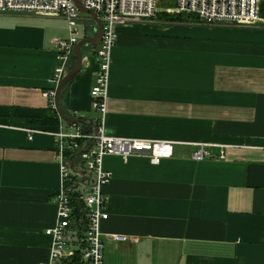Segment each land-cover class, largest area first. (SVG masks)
Returning a JSON list of instances; mask_svg holds the SVG:
<instances>
[{
    "label": "crops",
    "instance_id": "0c3cea01",
    "mask_svg": "<svg viewBox=\"0 0 264 264\" xmlns=\"http://www.w3.org/2000/svg\"><path fill=\"white\" fill-rule=\"evenodd\" d=\"M115 28L104 123L119 136L168 139L173 152L157 163L143 154L102 158L111 175L102 264H264V0L252 23L152 17ZM66 35L60 15L0 12V264L50 255L45 229L56 218L60 164L49 130L59 118H40L52 108L44 91L55 41ZM84 47L60 105L92 131L96 61ZM29 124L43 129L28 138ZM197 145L210 156L193 158ZM68 160V190L80 193L92 178L83 149ZM69 232L73 256L85 247L84 229Z\"/></svg>",
    "mask_w": 264,
    "mask_h": 264
},
{
    "label": "built area",
    "instance_id": "2783aa9c",
    "mask_svg": "<svg viewBox=\"0 0 264 264\" xmlns=\"http://www.w3.org/2000/svg\"><path fill=\"white\" fill-rule=\"evenodd\" d=\"M88 8L93 9L101 21V38L93 53L96 68L94 83L90 89L92 109L96 111L93 119L94 129L86 131L79 122L70 124L65 129L62 118L50 133L54 137V145L60 164V185L55 193L56 218L53 225L45 229L51 238L49 258L37 264H59L58 260L69 254L68 241L71 238L69 228L72 224V205L68 187L74 181L73 167L68 155L83 149L86 170L92 178L85 190L79 193L86 215L84 224L85 247L81 251V264H102L104 236L101 222L109 215L104 186L110 181V172L103 168L102 158L106 154L146 155L152 163L159 162L173 152V142L168 139H143L139 137L119 136L110 132L104 123L106 109L107 84L110 52L115 44L116 23L129 19H148L155 16L159 7L158 0H81ZM259 0H169L175 11L192 15L202 21L252 23L258 19ZM19 11L31 13L57 14L65 18L67 35L55 41L57 63L54 66L48 88L44 95L50 99L54 107L55 88L70 65L75 42L82 37L83 29L79 28L81 11L73 0H0V12ZM28 138L34 131L43 127L29 124L23 127ZM204 145H197L190 152L195 159L210 156ZM219 155H222L219 154ZM109 237L123 239L122 235L109 233Z\"/></svg>",
    "mask_w": 264,
    "mask_h": 264
},
{
    "label": "water",
    "instance_id": "95a60500",
    "mask_svg": "<svg viewBox=\"0 0 264 264\" xmlns=\"http://www.w3.org/2000/svg\"><path fill=\"white\" fill-rule=\"evenodd\" d=\"M76 7L81 11L90 15L91 19L94 23V34L93 35H84L80 37L73 46V53L71 55V59L74 60V63L67 68L65 73L62 75L60 80L58 81L55 88L54 95V107L57 111V114L65 120L68 124H72L74 122H78L81 117L80 116H71L65 113L59 105L60 92L66 83L79 71L82 64V48L84 46L93 48L96 47L101 38V21L99 19L98 14L93 9L86 7L81 0H73Z\"/></svg>",
    "mask_w": 264,
    "mask_h": 264
},
{
    "label": "trees",
    "instance_id": "16d2710c",
    "mask_svg": "<svg viewBox=\"0 0 264 264\" xmlns=\"http://www.w3.org/2000/svg\"><path fill=\"white\" fill-rule=\"evenodd\" d=\"M179 15H182V14L180 13ZM182 19H184V18H182ZM93 48H94V51H93V53H94L95 52V47H93ZM63 95H64V87L61 89V92H60L59 105H60L61 98H63ZM60 107H61V105H60ZM62 110L65 113L69 114L66 109H63L62 108ZM40 120L42 122H56V121H58V115L56 114L55 109L54 108H51L50 113H46L43 117L40 118ZM82 121L83 120L80 119L78 122L83 127V125L85 123H82ZM85 130L86 131H90L89 129L88 130L85 129ZM72 184H71V186H72ZM68 193L70 195V203L72 205V218H73L72 224H71L70 228L73 227V226H75L79 230L80 229H84V224L86 223V215H85V210L83 208V204H82L81 200L79 199V193L78 192H75V191H72L71 192V190L70 191L68 190ZM80 254H81V252L80 253L77 252L73 256H66V257H64V259H68V260H66V262L63 263V264H81L82 262H81V255Z\"/></svg>",
    "mask_w": 264,
    "mask_h": 264
},
{
    "label": "rangeland",
    "instance_id": "374dc122",
    "mask_svg": "<svg viewBox=\"0 0 264 264\" xmlns=\"http://www.w3.org/2000/svg\"><path fill=\"white\" fill-rule=\"evenodd\" d=\"M159 2V7L156 11V14L154 17L158 18V19H163V20H169V21H177V20H181L182 18L187 19L188 18V22H195V21H199L198 18H196L195 16H191V15H186L181 13L182 15H179L180 13L175 11L172 7V5H169V3L167 4V1L169 0H158ZM81 17H88V14L85 12H81ZM87 22V23H86ZM86 23V31L85 33L83 32L82 36L84 35H93L94 34V23L93 20L91 19L90 15L87 18V20L85 21ZM83 23H80L79 28L82 30L83 29ZM86 48V47H84ZM74 63V60L71 59L70 60V65ZM55 109V107H52ZM56 111V109H55ZM57 114V112H56Z\"/></svg>",
    "mask_w": 264,
    "mask_h": 264
}]
</instances>
